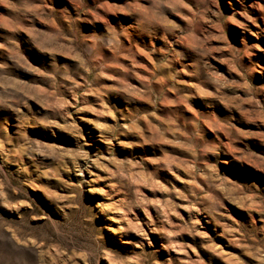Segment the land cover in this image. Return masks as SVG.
<instances>
[{"label": "rangeland", "instance_id": "1", "mask_svg": "<svg viewBox=\"0 0 264 264\" xmlns=\"http://www.w3.org/2000/svg\"><path fill=\"white\" fill-rule=\"evenodd\" d=\"M0 264H264V0H0Z\"/></svg>", "mask_w": 264, "mask_h": 264}]
</instances>
